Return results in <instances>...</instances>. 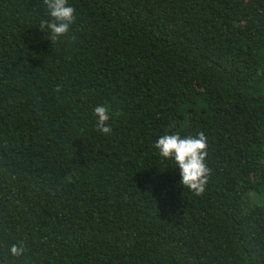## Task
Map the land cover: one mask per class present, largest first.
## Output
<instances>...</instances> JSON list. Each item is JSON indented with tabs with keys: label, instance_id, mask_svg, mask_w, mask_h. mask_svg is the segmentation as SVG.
<instances>
[{
	"label": "trees",
	"instance_id": "obj_1",
	"mask_svg": "<svg viewBox=\"0 0 264 264\" xmlns=\"http://www.w3.org/2000/svg\"><path fill=\"white\" fill-rule=\"evenodd\" d=\"M68 3L0 0V264H264V0ZM199 132L196 195L154 143Z\"/></svg>",
	"mask_w": 264,
	"mask_h": 264
},
{
	"label": "clouds",
	"instance_id": "obj_2",
	"mask_svg": "<svg viewBox=\"0 0 264 264\" xmlns=\"http://www.w3.org/2000/svg\"><path fill=\"white\" fill-rule=\"evenodd\" d=\"M44 4L52 19L42 21L41 29L47 28L53 40L67 36L76 20V9L68 0H44ZM93 115L97 129L105 135L111 134L113 128L110 108L105 104H98L93 110ZM154 147L163 158L174 160L180 170L183 186L196 195L204 192L211 174V169L206 163L208 140L204 132L186 137H181L179 133H165L155 141ZM24 251L25 249L17 244L10 248L13 256H20Z\"/></svg>",
	"mask_w": 264,
	"mask_h": 264
}]
</instances>
